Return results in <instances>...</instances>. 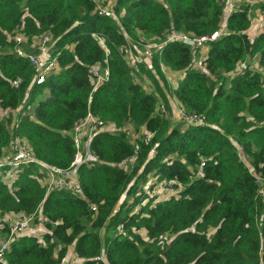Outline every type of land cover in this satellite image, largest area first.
<instances>
[{"label":"trees","instance_id":"obj_1","mask_svg":"<svg viewBox=\"0 0 264 264\" xmlns=\"http://www.w3.org/2000/svg\"><path fill=\"white\" fill-rule=\"evenodd\" d=\"M226 1L112 0V18L99 15L92 0H0V109L11 121L10 130L0 122V160L19 138L39 161L67 169L80 121L91 114L114 126L90 140L100 162L77 170L83 198L48 191L35 163L21 167L11 189L0 180V213L34 214V222L40 213L46 228L43 242L15 240L6 264H61L70 246L80 264H264V202L254 175L264 179V77L248 64L231 74L246 57H257L264 69V30L251 39L246 33L250 2L264 15V0H242L230 12L225 32L207 44L205 71L176 41L163 44L137 72L119 51L137 35L159 43L170 31L210 35L220 29ZM18 31L26 46L40 34L53 41L57 68L41 84L32 83L33 68L13 52ZM96 64L109 76L94 89L89 69ZM163 66L183 72L172 96L184 111L201 115V124L170 122ZM141 74L152 92L135 81ZM159 101L164 112L157 111ZM20 104L30 106L28 114L12 115ZM127 124L142 132L134 142ZM131 156L132 165L117 167ZM201 160L203 175H197ZM149 175L175 181L177 194L135 197ZM1 231L6 236L7 226Z\"/></svg>","mask_w":264,"mask_h":264},{"label":"built area","instance_id":"obj_2","mask_svg":"<svg viewBox=\"0 0 264 264\" xmlns=\"http://www.w3.org/2000/svg\"><path fill=\"white\" fill-rule=\"evenodd\" d=\"M96 4V11L99 15L108 16L114 18V11L112 2H105V0H92ZM242 2V0H227L226 1V14L222 19L220 29L213 32L210 35L205 36H194L190 33H184L179 31H170L166 34V39L159 43L158 45L154 42L145 41L143 52L141 54H135L132 49L128 46H121L119 48V51L121 52L124 60L126 63L132 68L134 72L138 71V64L143 62L144 58L151 59L152 54L156 51H158L163 44H166L167 42H180L185 45H187L192 53L193 60H194V66L201 69L202 71H205V67L203 64V58L205 53L207 52V44L210 41H213L217 39L220 35H222L226 30V23H227V16L232 12L236 7L237 4ZM106 3V4H104ZM250 8L248 12H250ZM262 14V13H261ZM263 16V14H262ZM262 16L259 18V21L261 23L264 22ZM15 42V47L13 49V52L17 54V56L24 58L33 68L34 71V77L32 80V83L34 84H41L44 82V80L49 76L52 72L55 71L57 68V56L58 53H52L48 54V43L51 41V39L46 34H40L36 37L32 38L31 43L29 44L30 48L34 51H27L24 49V44L26 43V38L23 34L20 32H16L14 36L12 37ZM53 41H51V44ZM53 45V44H52ZM53 49V47H52ZM56 54V55H54ZM248 68L246 61L240 62L235 70L231 72L232 75L243 73ZM254 69H257L261 72V74L264 77V69L260 68L258 65ZM109 76V71L106 66H102L99 64L91 66L89 69V78L90 81L95 88L100 86L102 83L107 81ZM15 84V83H14ZM180 107V105H179ZM30 110V106H23L19 105L14 111L11 112L12 115L16 116L28 114ZM159 112H164L165 108L163 104H159V109L157 110ZM203 121V117L201 115L195 114V113H188L184 111L183 108L180 107L179 114L177 116V120L175 123H185V124H194L199 125ZM12 123H14V126H16V120H14ZM110 122H104L100 120L98 117L92 116L91 114H88L86 118H84L82 121H80L74 128L72 132V141L75 148V156L70 164V166L67 169H59L55 167H50L44 162L39 161L36 159L28 145L24 140H20L18 138H15L11 141L10 144H15V148L13 152H10L5 158L0 160V180L5 183L10 189L12 182L16 179L18 172L20 171L22 166H27L31 163H35L39 166V171L43 172L42 174L43 180L45 178V181L48 185L46 189L53 190V189H66L69 190L72 194H74L77 197L83 198L80 190L79 180H78V173L77 170L80 165L82 164H95L99 163L100 160L94 156L90 152V140L91 138L98 133L99 131H108L107 124ZM113 125L112 123H110ZM114 127V126H113ZM112 127L111 131L113 132L114 128ZM86 130L87 132V138L82 142L80 140L79 134ZM85 133V134H86ZM145 135V140L148 139V134ZM138 146L135 145V152L137 151ZM238 151L242 158H244V153L240 147H238ZM134 161V157L131 156L121 163L117 164V167L119 168H127L130 165H132ZM202 160L200 162V166H197V175H203V169H202ZM124 165V167L122 166ZM126 166V167H125ZM257 183L260 186L261 194L264 193V179L260 178L259 176H256L254 174ZM151 178L149 180L146 179L145 184L141 183L140 188L138 189L137 193L135 194V197L145 194L148 196V198H154L156 197V201L162 197L163 195H159L160 190H164L168 192L169 196H175L178 192V189L174 188V185H177L175 181L172 180H162L159 181L152 175H149ZM263 191V192H262ZM258 192L260 193V190L258 188ZM262 197V196H261ZM263 200V198H262ZM155 201V202H156ZM90 210L93 212H96V205L89 204ZM19 215V214H16ZM22 215V214H20ZM34 214L28 215L20 218V219H10L8 224V233L5 236L2 243H0V264H6V258L5 255L10 251V245L17 240L20 236H25L26 230L28 229L29 222L34 221ZM33 218V219H32ZM36 225H34V228L32 229V237H37L35 234L36 229L40 226L44 225L45 218L38 213V217L36 219ZM118 232L122 231V226L119 225L117 227ZM48 232V231H47ZM39 242H43V240L38 239ZM69 254H66V257ZM65 257V258H66ZM64 258V259H65ZM97 260L102 259L105 261V259L102 258H96ZM83 259L77 258L76 260L71 261L68 264H80ZM64 261V260H63ZM62 261V262H63Z\"/></svg>","mask_w":264,"mask_h":264},{"label":"rangeland","instance_id":"obj_3","mask_svg":"<svg viewBox=\"0 0 264 264\" xmlns=\"http://www.w3.org/2000/svg\"><path fill=\"white\" fill-rule=\"evenodd\" d=\"M107 2H112V0L108 1V0H105ZM225 2V0H224ZM106 4V3H105ZM251 4V11L249 12V18L251 20V24H250V27L249 29L246 31L247 33V36L251 39L252 37H254L259 31H261L262 29L264 30V22L261 23L259 21V18L262 16L261 12L258 10V7L255 5L256 3L255 2H250ZM263 20H264V15L262 16ZM19 32V31H18ZM138 38L136 40H133L131 39L130 40V43L128 45V47H130L132 49V51L135 53V54H141L143 52V48H144V43L145 41H150V42H154L156 43L157 45L159 44V41L157 42L156 39L152 38V37H148V36H143V35H137ZM50 43H48V46H49V49H48V54H50L52 52V44H51V41H49ZM26 44L28 43H25L24 44V49H26L27 51H34L33 49L30 48V46H26ZM53 53V52H52ZM142 56V54H141ZM246 63L248 65H250L249 67L250 68H255L257 67V57H254L252 60H247V57H246ZM149 62L150 60L147 59V58H144L143 59V62L142 63H139L138 65L140 64H144V69H146L149 65ZM162 73L163 75H165L166 77V80H167V83H168V100L171 99L173 101V96H172V90L173 88L175 87L177 81L180 79V75L179 73H172L171 71H169L168 68L166 67H162ZM135 81L140 83L143 88L145 89L146 92H152V87H151V84L149 83L148 79L144 76V75H136L135 76ZM162 104L161 101L158 102L157 104V110L159 109V104ZM179 103L177 105V109H175V111L173 113H170V122L171 123H174V120L177 118L178 114H179ZM8 116L9 114L6 112V111H3L0 109V122H5L7 123V120H8ZM7 126H8V129L10 130L11 128V121L10 123H7ZM182 126V125H181ZM112 127L113 125H111L110 123L107 124V128H108V131H111L112 130ZM114 128V127H113ZM125 131L127 133V138L130 142H134L140 135L142 132H139L135 129V127L131 124H127L125 126ZM87 131L84 129L80 134H79V137H80V140L83 142L85 140V138H87ZM86 133V134H85ZM15 148V144H10V146L4 150V156L5 155H8L10 152H13ZM246 165L250 168L249 164H248V160L246 159L245 161ZM124 167V165H122ZM126 167V166H125ZM126 169V168H125ZM252 170V169H251ZM151 177L148 176L147 177V180H149ZM41 184L44 186V187H48L46 181H45V178L43 180H40ZM145 184V183H143ZM258 188L260 190V196H262L263 198V202H264V193L261 194V189H260V186L258 185ZM264 191V190H263ZM262 191V192H263ZM159 195H163V196H169L168 192L164 191V190H160L159 191ZM125 199V196L122 197V199L120 200V204L121 202ZM119 206V204H118ZM139 207V204L136 205L133 209H137ZM24 217V215H16V214H10V213H6V214H1L0 213V243L3 242L4 238H5V233H3L1 231V229L3 228V226H7L8 228V224H9V220L10 219H20ZM33 219V218H32ZM37 222H32V225H31V222H29L28 224V229L26 230V232H30L32 231L31 228H34V225H36ZM106 234V231L105 229H102L99 231V236L103 237L104 235ZM140 234L142 237H145V230L141 229L140 231ZM25 235V234H24ZM28 235H32L33 234H28ZM170 236H164L162 238V240H168ZM37 239H40L41 237H36ZM41 240V239H40ZM71 247H69L70 249ZM68 249V250H69ZM73 260H76V256L74 254V252L70 251V254L64 259V261L61 263V264H68L70 263L71 261Z\"/></svg>","mask_w":264,"mask_h":264},{"label":"crops","instance_id":"obj_4","mask_svg":"<svg viewBox=\"0 0 264 264\" xmlns=\"http://www.w3.org/2000/svg\"><path fill=\"white\" fill-rule=\"evenodd\" d=\"M263 30V29H262ZM261 30V31H262ZM261 31H259V32H261ZM258 32V33H259ZM257 33V34H258ZM256 34V35H257ZM255 35V36H256ZM253 38V37H252ZM170 71V70H169ZM172 73H177V72H174V71H171ZM179 73V75H180V79L183 77V72H178ZM179 79V80H180ZM178 80V81H179ZM177 81V82H178ZM177 84V83H176ZM176 86V85H175ZM167 98H168V96H167ZM168 104H169V107H170V109H171V113H173L174 111H175V109H177V105H178V102H177V100L173 97V101L171 100V99H169L168 100ZM177 120V118L174 120V122ZM163 198H167V196H162V197H160L158 200H161V199H163ZM10 214H13V213H10ZM33 229V228H32ZM37 231H35V234L37 235V237H41L40 239H42V235L46 232V228H45V225H42V226H40L39 228H37L36 229ZM141 230H139L138 232H140ZM28 234H32V231H30V232H26L25 233V236H30V235H28ZM71 247V246H70ZM70 251H72L73 252V247H71L69 250H68V252H67V254H70ZM76 256V255H75Z\"/></svg>","mask_w":264,"mask_h":264},{"label":"bare ground","instance_id":"obj_5","mask_svg":"<svg viewBox=\"0 0 264 264\" xmlns=\"http://www.w3.org/2000/svg\"><path fill=\"white\" fill-rule=\"evenodd\" d=\"M112 11H114V9H111ZM50 43V42H49ZM54 55H56V54H54ZM19 139V138H18Z\"/></svg>","mask_w":264,"mask_h":264}]
</instances>
